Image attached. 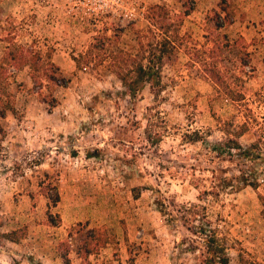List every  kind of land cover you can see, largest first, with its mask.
Returning a JSON list of instances; mask_svg holds the SVG:
<instances>
[{"label":"rangeland","instance_id":"1","mask_svg":"<svg viewBox=\"0 0 264 264\" xmlns=\"http://www.w3.org/2000/svg\"><path fill=\"white\" fill-rule=\"evenodd\" d=\"M155 4L175 49L133 97L107 54L161 39ZM243 123L258 187L199 200ZM200 227L264 264V0H0V264H203Z\"/></svg>","mask_w":264,"mask_h":264},{"label":"trees","instance_id":"2","mask_svg":"<svg viewBox=\"0 0 264 264\" xmlns=\"http://www.w3.org/2000/svg\"><path fill=\"white\" fill-rule=\"evenodd\" d=\"M182 5L186 7L183 12L184 15H188L191 11V5L188 2L183 1ZM149 24L155 26L159 31L161 39L156 42L150 41L147 38L146 42L140 40L138 42L137 48L123 49L118 53L109 51L107 57L111 58L113 61L109 63L108 69L111 70L120 80L125 91L136 96L144 87V85L149 84L151 89L157 95L162 90L161 82V72L163 67V58L170 56V54L175 49V45H172L171 41L167 37L170 27L166 23L168 19V10L165 5L155 4L148 8L147 15ZM160 18V19H158ZM217 26H221L220 24ZM149 31L152 32L151 27ZM97 48V47H96ZM95 45L89 46L85 54L80 55V58L88 60V58H94L95 55L93 50ZM98 49H100L98 47ZM97 56H99L97 54ZM77 65L80 63V59L74 57ZM246 124L243 123L240 130L237 131L234 136L228 137L226 140L218 143H214L210 146V152L213 154L212 159L219 160V163L226 162L227 164L233 165L236 168L238 174H232L227 176L226 173L229 170L227 168L221 169L222 176H214L215 180L212 185V189L202 190L198 194V199L203 200L204 195H212L215 198H219L221 192L227 188H231V191L240 189L241 186H251L252 188L258 187V181L256 176H250L247 173V161H254L261 158V151L256 143H252L249 146H243L236 136H240L246 131ZM199 135L196 134L192 141H197ZM224 167V165H223ZM196 188H199L198 183H194ZM56 190V189H55ZM59 200L58 191H55L52 203L56 204ZM192 211H188L192 214L194 219H186V221L197 220L196 210L199 206L197 204H191ZM190 210V209H189ZM184 215H182L183 217ZM181 217V218H182ZM207 223L209 226L212 225V219L207 214ZM199 233L202 234L201 238L205 241L206 254L203 264H229L228 246L225 238H220L215 227H210L206 229L205 227H200ZM3 236L9 240H18L17 231H11L8 233H2ZM68 260V257H64Z\"/></svg>","mask_w":264,"mask_h":264}]
</instances>
